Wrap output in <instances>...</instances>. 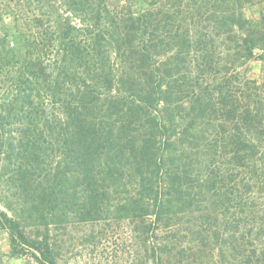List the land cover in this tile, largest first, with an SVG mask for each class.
<instances>
[{
  "label": "trees",
  "instance_id": "trees-1",
  "mask_svg": "<svg viewBox=\"0 0 264 264\" xmlns=\"http://www.w3.org/2000/svg\"><path fill=\"white\" fill-rule=\"evenodd\" d=\"M109 1L0 0V109L6 113L0 119L5 124L10 119L28 121L30 111L35 110L64 160L75 162L77 181L79 174L85 177L81 167L92 159H101L107 172L113 170L112 177L132 179L136 218L144 241L150 243V259L152 264H164L158 235L162 215L173 199L192 190L195 181L185 187L182 180L188 176L185 169L198 164L190 156L196 157L203 147L230 156L231 171L245 168L246 196L235 194L231 202L233 207L247 205L254 225L264 191V168L261 171L256 163L262 164L263 157L259 144L240 135L248 133V126L258 119L244 121L242 128L234 125L226 138L213 132L208 144L196 138L201 119L208 123L215 119L211 117L214 110L208 112L214 108L211 96L197 94L188 108L176 102L183 99L182 93L194 94V88L198 89L199 65L190 68L192 75L180 77L179 71L153 55L157 38L152 32L151 6L143 0H118L124 4L121 12H111ZM71 15L78 18V25L69 21ZM242 22L241 16L233 14L228 24L238 27ZM244 42V50L252 51L251 44ZM237 103L231 104L232 111L226 109L235 124L241 118L237 111L250 112L251 100L243 106ZM54 169L55 186L46 192L50 199L64 188L62 166ZM212 175L214 179L205 180L210 188L215 180ZM0 224L8 232L16 257L29 256L34 264H58L47 237L29 238L2 210Z\"/></svg>",
  "mask_w": 264,
  "mask_h": 264
},
{
  "label": "rangeland",
  "instance_id": "rangeland-1",
  "mask_svg": "<svg viewBox=\"0 0 264 264\" xmlns=\"http://www.w3.org/2000/svg\"><path fill=\"white\" fill-rule=\"evenodd\" d=\"M140 2L153 9L152 32L157 38L153 55L183 78L192 75L194 64L199 65L198 89L194 88V94L182 93L183 99L176 102L188 108L197 94L211 96L214 108L208 112L214 110L211 117L215 119L210 123L201 119L195 137L208 144L214 133L226 138L234 125L242 128L244 121L258 119L255 125H246L249 132L241 131L240 138L261 146L262 164L256 165L262 171L264 117L258 116L264 115V0ZM107 5L111 12H121L124 6L118 0ZM58 13L63 15L61 10ZM233 14L241 16V26L228 24ZM69 21L74 25L79 22L72 15ZM244 41L251 44L252 51L244 50ZM187 94L190 97L186 98ZM249 100L250 112L241 109L237 111L240 120L236 124L230 121L226 109L234 102L243 106ZM34 111L28 121L10 119L5 124L0 119V210L15 219L29 238L47 237L58 264H152L150 243L144 241L136 218L134 181L112 177L113 170L107 172L101 159L81 167L85 177L79 174L77 181L75 162L64 160L48 136L49 128L42 126ZM0 116H6L4 110L0 109ZM232 134L228 138L233 139ZM199 153L190 156L198 164L190 167L191 171L186 168L188 176L182 180L185 187L195 181L190 196L178 195L162 215L158 235L164 264H264V191L251 225L247 205L233 207L231 202L235 194L246 196L245 168L231 171L230 156L209 147ZM57 164L62 166L64 188L51 200L46 192L55 186L52 178ZM212 173L215 180L210 188L205 180L214 179ZM0 264H34L29 256L12 253L8 232L1 224Z\"/></svg>",
  "mask_w": 264,
  "mask_h": 264
}]
</instances>
